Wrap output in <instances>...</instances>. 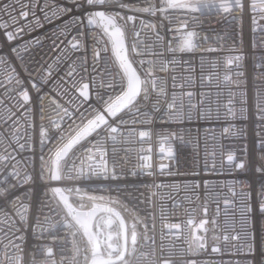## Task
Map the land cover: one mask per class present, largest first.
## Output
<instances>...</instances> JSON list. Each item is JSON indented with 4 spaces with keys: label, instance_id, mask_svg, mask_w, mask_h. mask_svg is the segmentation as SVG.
Wrapping results in <instances>:
<instances>
[{
    "label": "built area",
    "instance_id": "built-area-1",
    "mask_svg": "<svg viewBox=\"0 0 264 264\" xmlns=\"http://www.w3.org/2000/svg\"><path fill=\"white\" fill-rule=\"evenodd\" d=\"M130 2L135 3L137 0ZM5 4H13V0H0V9ZM13 6L15 7L14 4ZM55 6L68 8L70 12L67 15L56 13ZM86 7L74 5L73 0H34L32 12L43 26L30 29L11 41L6 35L0 34V58L8 61L7 67L0 64V80H3V85L9 91L12 87L19 88V85L9 86L8 77H15L23 82L17 95L23 104L31 105L33 115H29L28 120L34 121L36 125L43 124L48 128L50 120L59 122L61 128L74 121L79 123V111H83V108L77 110L76 106L83 100L80 95L83 84H89L88 102L83 107L96 104L97 89L89 83L88 75L82 74L84 79L74 88L69 87L71 81L65 77V71L70 61L66 60L61 64L60 67L64 70L56 74L48 70V65L61 56L62 49L65 48L69 50L67 55L71 60L87 56L89 67L91 66L93 41L90 35L82 38L84 43L80 51L71 50L72 43H75L73 37L77 34L75 29H69L66 36L61 34L57 46L52 47L53 40L56 39L53 33L64 25L71 24L74 17H83ZM113 10L119 11V8ZM169 11L180 20H186L188 27L181 29L174 19L170 22L161 15L126 13L137 15L135 21L128 22L127 25L121 24V29L125 32L128 57L139 74L142 71L140 61H152L155 64L154 75L160 78L157 84H163L165 97L158 111L152 110L154 93L149 101L141 102L140 110L149 113V119L144 123L130 125L137 133L145 131L148 136H128L127 131L121 128L117 142L109 140L105 145L109 160L116 162L115 178L91 177L84 181V185L91 190L92 195L118 200L117 204L111 206L125 218L129 229L137 224L140 242L136 246L137 251L128 257L129 264H148V260H155L156 264H163L165 260H171L173 264H245L247 248L238 251L243 239L233 237L242 228L243 193L248 192L250 187L259 190L264 185V174L257 172L255 167L245 171L236 165L244 163L246 159L255 161L264 152L260 147L261 140H264V119L260 118L257 111L258 105L264 107V75L261 74L260 67H254V62H259L264 57V18L247 7L242 16L216 8H202L196 12L189 9ZM46 12L50 20L44 19ZM57 15L59 19L56 18ZM253 16L256 17L255 23ZM193 17L197 19L194 21ZM141 21L156 27H144ZM29 23H34L31 15L27 20L20 21L21 26ZM134 29L139 32V36L134 35ZM81 31L90 33L92 29ZM181 31L197 33L193 38L197 48L191 52L175 54L166 51L164 41L174 46ZM157 32L164 37V41H157ZM37 38L42 47L36 44ZM104 39L108 40L107 37ZM134 40L137 44L135 52L131 49ZM17 47L24 56V62L11 51ZM25 47L32 59L25 53ZM98 47H107L108 51L101 52L102 59L97 72L110 67V57L116 64L110 70L119 69L111 42L102 43ZM173 57L178 61L175 64L169 63ZM236 57L240 59H235ZM229 58H234L231 64L228 63ZM161 59L167 67L166 72L158 70ZM144 67L148 65L145 64ZM41 76L51 78L43 83ZM61 78L64 80L63 84H60ZM76 79L79 80V77ZM65 89H68V95H63ZM99 91L105 93L104 89ZM0 92H3L2 87ZM23 92L28 93L29 101H23ZM189 92L192 93L190 100L187 95ZM173 94L178 98L177 108L182 113L179 119L168 116L165 101L170 100ZM3 95L6 96L7 93ZM105 98L107 99V95ZM41 103L44 109L43 119ZM65 107L72 113V118L65 117L61 120ZM51 131L55 132V127ZM54 143L55 140L48 141L49 146ZM36 151H40L39 145H36ZM44 151L47 154V148ZM24 155L27 156V153ZM229 155L233 156L232 161H229ZM162 165L165 167L162 168ZM44 191L43 186L36 189L37 209L40 207V200L44 198ZM69 198L72 202L73 196L69 195ZM203 208L207 209L206 214ZM162 209L163 216L167 218H162ZM189 213L193 217L192 224L186 223ZM145 219L148 220L149 230L154 229L149 231L153 240L143 239ZM201 219L209 221L204 230L198 228ZM172 224H180L181 228L170 229L169 225ZM248 226L251 229L249 235H254L258 243L261 235H264V216L254 210ZM193 235L203 237V249H189ZM225 236L229 239L225 240ZM76 241L83 248L79 234ZM26 243L30 248H35L40 244H53V238L45 236L44 239H36L29 233ZM128 248H132L130 235ZM213 248L219 251L214 252ZM68 249L70 254V243ZM142 253L153 255L145 260ZM59 259L57 252V260ZM80 264H84L83 254Z\"/></svg>",
    "mask_w": 264,
    "mask_h": 264
},
{
    "label": "snow or ice",
    "instance_id": "snow-or-ice-1",
    "mask_svg": "<svg viewBox=\"0 0 264 264\" xmlns=\"http://www.w3.org/2000/svg\"><path fill=\"white\" fill-rule=\"evenodd\" d=\"M73 3L80 7L86 5L85 15L74 17L71 24H66L58 32L53 33L56 39L53 40L52 47L57 46V40L61 34L66 36L69 29H75L77 34L73 37L75 43H72L71 50L80 51L84 43L82 38L90 35L93 41L91 66L89 67L87 56L71 60L67 55L69 50L65 48L62 49L63 54L48 65V70L56 74L64 70L60 67L61 64L66 60L70 61L65 71V77L71 81L70 88H74L84 79L82 74L90 77L89 83L97 89L96 104L83 107L87 104L89 97V84H83L80 90L83 100L76 106L77 110L83 108V111H79V123L74 121L61 128L59 122L50 120L49 127L46 128L43 124L36 125L34 121L30 122L28 116L33 115L31 105L23 104L17 95L23 87V82L15 77H8L9 86L19 85V88L12 87L9 91L8 87L3 85V80H0V87L3 89V92H0V264H80L82 254L84 264H129L128 256L137 251L136 246L140 242L136 231L137 224H133L129 229L125 220L111 206L119 201L110 197L92 195L91 190L84 185V181L91 177L115 178L116 162L109 160L105 145L109 140L117 142L118 135H121V128L127 131L128 136L133 134L139 137L148 136L147 132L137 133L132 127L149 119V113L142 112L140 104L149 101L154 93L155 102L152 103V110L158 111L165 97V88L163 84H157L160 78L154 75L155 64L152 61H140L142 71L141 74H137L124 54L125 32L122 31L121 24L127 25L128 22L137 19V15L126 13L161 15L170 22L174 19L181 29L188 27L187 21L174 16L170 9H189L196 12L202 8H216L225 13H238L242 16L247 7L264 18V0L259 2L258 0H137L135 3L130 0H73ZM13 4H5L0 9V34L6 35L9 41L26 34L30 29L43 26L40 19L36 18L35 13L32 12L34 0H27V2L13 0ZM55 8L56 13L62 15L70 12L68 8L59 6ZM114 8H119V11H114ZM122 12L125 14L121 15ZM30 15L34 23L21 26L20 21L27 20ZM56 18L59 19V15ZM44 19L50 20L47 12ZM196 19L193 17L194 21ZM252 19L255 23L256 17L253 16ZM141 24L147 28L156 27L145 24L144 21H141ZM160 26L164 27L162 24ZM87 28H91L92 31L90 33L81 31ZM133 32L135 36H139V32L135 29ZM196 36L195 32L181 31L173 46L164 41V37L159 32L156 33L157 41H164L165 50L173 54L191 52L196 49L197 44L193 42ZM108 41L111 42L112 52L115 54V59L119 60L120 67L116 71L110 70V67H116L115 61L110 57V67L97 72L102 59L101 52L108 51L107 47L98 46L102 43L107 44ZM36 44L42 47L38 38ZM136 48L137 44L134 40L131 49L135 52ZM205 50L212 51V49ZM11 51L15 52L16 58L24 62V56L21 55L18 47ZM24 51L29 55V59L33 58L28 53L27 47ZM233 59L229 58L228 63L231 64ZM177 62L175 57L169 61L171 64ZM0 64L7 67L8 61L0 58ZM145 64L148 67H144ZM254 67H260L261 74L264 75V57H261L259 62H254ZM158 70L167 71L163 59L160 60ZM93 73L96 75H92ZM76 77H79V80ZM50 78L51 76L48 78L41 76V82L47 83ZM172 79L175 81L174 76ZM63 83L64 80L61 78L60 84ZM99 89H104L105 93L102 94ZM3 93L7 95L4 96ZM68 94V89H65L63 95ZM187 95L190 100L192 93L189 92ZM29 99L28 93L23 92V101L27 102ZM177 99V96L173 94L170 100L165 101L169 118L179 119L182 115L177 108ZM180 108H183L182 103ZM43 111V103H41L42 119ZM257 111L260 118L264 119V107L258 105ZM65 117L72 118V113L66 107L63 108V116L60 119L63 120ZM52 127H55V132L51 131ZM50 140H55L51 146L48 145ZM36 145H39V152L36 151ZM260 147L264 149V140H261ZM45 148H47V154H45ZM25 153L27 156L24 155ZM228 159L232 161L233 156L229 155ZM236 166L245 171L255 167L257 172L264 174V152H261L255 161L246 159L244 163ZM40 186H43L45 191L44 198L40 200V207L37 209L36 189ZM154 187L159 186L154 185ZM65 193L73 196L72 202H69V195ZM243 195L245 199L242 201L244 208L241 214L242 228L233 239H243L238 251L247 248L245 264H264V235H261L257 243L255 236L249 235L251 229L248 226L250 215L254 210H258L264 216V185H261L259 190L250 187L249 191ZM73 204L76 206L74 207ZM202 210L206 214L207 209ZM161 211L162 218H167L163 216V209ZM143 223L145 226L143 239L153 240L154 237L149 235V231L154 229L149 230L147 219ZM186 223H193L191 213ZM207 223H209L208 220L201 219L198 228L203 229ZM211 223L214 224L215 221ZM169 228L179 230L181 225L172 224ZM29 233L36 239L50 236L53 238V244H40L30 248L26 243ZM77 234L84 238L83 248L76 241ZM129 235L131 252L128 248ZM224 239L228 240L229 237L225 236ZM202 240L203 237L193 235L189 249L193 251L203 249ZM69 243L71 244L70 254ZM54 248H56L55 251ZM161 251H163V244H161ZM212 251L216 252L219 249L213 248ZM57 252L60 256L59 261ZM141 255L148 260L153 253ZM148 264H156V262L148 260ZM163 264H173V262L165 260Z\"/></svg>",
    "mask_w": 264,
    "mask_h": 264
},
{
    "label": "water",
    "instance_id": "water-1",
    "mask_svg": "<svg viewBox=\"0 0 264 264\" xmlns=\"http://www.w3.org/2000/svg\"><path fill=\"white\" fill-rule=\"evenodd\" d=\"M124 48H125V55L128 57V51H127V45H126V40L124 41ZM128 59H129V57H128ZM129 61L131 62V60L129 59ZM116 62H117V64H118V66L120 67V62H119V60H116ZM132 63V62H131ZM132 67H133V69H135L136 71H137V69L135 68V66L133 65V63H132ZM137 74H139V72L137 71ZM106 119H111V118H109V117H106ZM55 183V182H54ZM65 195H67L66 193H65ZM69 202H71V200H70V198H69ZM74 206V205H73ZM75 207V206H74ZM117 212V211H116ZM120 214V213H119ZM120 216H121V218H123L124 220H125V218L120 214ZM125 223H126V220H125ZM127 225V224H126ZM205 228H203V229H200V230H204Z\"/></svg>",
    "mask_w": 264,
    "mask_h": 264
},
{
    "label": "rangeland",
    "instance_id": "rangeland-1",
    "mask_svg": "<svg viewBox=\"0 0 264 264\" xmlns=\"http://www.w3.org/2000/svg\"><path fill=\"white\" fill-rule=\"evenodd\" d=\"M83 239H84V238L81 237V242H83ZM129 251L131 252V249H129ZM129 256H130V255H129ZM129 256H128V257H129Z\"/></svg>",
    "mask_w": 264,
    "mask_h": 264
}]
</instances>
